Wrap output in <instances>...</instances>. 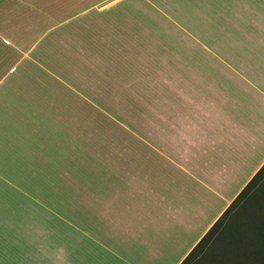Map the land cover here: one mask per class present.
<instances>
[{
    "label": "crops",
    "instance_id": "obj_1",
    "mask_svg": "<svg viewBox=\"0 0 264 264\" xmlns=\"http://www.w3.org/2000/svg\"><path fill=\"white\" fill-rule=\"evenodd\" d=\"M126 1L100 0L94 6L108 12L91 21L84 15L92 0H0V82L21 58L56 61L39 69L69 122L98 126L99 137L107 122L120 130L110 138L114 150L101 151L97 174L83 163L73 168L78 179L67 188L88 176L95 192H83L65 227L42 230L45 244L20 245L10 259L1 253L0 264H180L264 164V0H178L184 27L210 36L196 39L193 52L146 56L143 64L140 39L181 26L140 23L138 13L155 7ZM74 13L80 20L63 28ZM89 60L105 62L98 91L81 90L83 78L57 68ZM107 92L131 95L129 122L108 111Z\"/></svg>",
    "mask_w": 264,
    "mask_h": 264
},
{
    "label": "rangeland",
    "instance_id": "obj_2",
    "mask_svg": "<svg viewBox=\"0 0 264 264\" xmlns=\"http://www.w3.org/2000/svg\"><path fill=\"white\" fill-rule=\"evenodd\" d=\"M101 3L100 0H92V7L85 13V19L91 18L94 21L107 14L108 10L100 11L94 6ZM125 4L140 9L155 7V13H138L140 23L154 21L157 25L165 20L173 26H181L179 33L171 29L169 33L161 34L159 29H155L156 39L141 38L137 46L139 64L144 63L141 58L146 56L152 58L160 53L193 52L192 43L196 39L210 36L209 30L189 27L193 23H186L187 27H184L178 11V0H128ZM125 4L122 3L121 6ZM74 15L76 13L67 17L71 19L62 24L63 28L73 26L80 20ZM54 33L49 32L34 47L37 53L40 54L49 45L47 42L51 41V34ZM30 58H35L34 52ZM51 62L54 64L56 61ZM51 62L40 60L39 64L50 70ZM15 63V73H10L0 82V247H3L0 254L6 259L17 255L16 250L20 245L25 244V247L35 242L45 244V239L48 238L40 235L48 233H42V230L65 227L67 213L78 212L77 209L81 208L83 192L87 196L95 192L91 183L94 178L90 179L88 176L84 179L89 182L85 188H82L85 183L82 179L75 187L67 188V182L73 178L78 179L76 174H72L73 168L83 163L89 172L97 174L101 151L114 150L116 141L110 138L113 139L114 134L120 132L114 123L107 122L103 130L105 135L99 137L97 133H93L98 132V126L70 123L67 110L59 105L64 103L58 101L59 95L56 96L50 82L41 76L43 72L39 69V64L28 58H21ZM104 63L102 60L71 61L69 67L64 62L57 68L66 76L83 78L86 83L78 86L81 90L98 91V77L105 71ZM155 63L162 64L159 61ZM62 78L73 84L70 79ZM94 94L98 95L97 92ZM117 96L121 100L116 102L114 98ZM130 96L124 92H107L108 100L105 103L110 107L108 111L112 115L116 114L120 120L129 122L132 111ZM127 127L121 132H129V124ZM70 132L91 134L84 141H72L67 139ZM82 153L86 156L81 157ZM72 154L80 157L69 158L68 155ZM73 161L75 163L71 164ZM259 207L254 203L249 210Z\"/></svg>",
    "mask_w": 264,
    "mask_h": 264
},
{
    "label": "trees",
    "instance_id": "obj_3",
    "mask_svg": "<svg viewBox=\"0 0 264 264\" xmlns=\"http://www.w3.org/2000/svg\"><path fill=\"white\" fill-rule=\"evenodd\" d=\"M180 264H264V164Z\"/></svg>",
    "mask_w": 264,
    "mask_h": 264
}]
</instances>
